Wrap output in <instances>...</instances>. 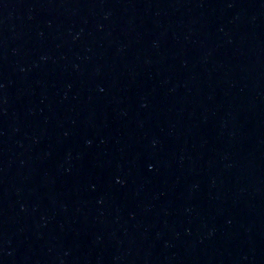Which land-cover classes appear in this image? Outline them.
<instances>
[{
  "label": "water",
  "instance_id": "obj_1",
  "mask_svg": "<svg viewBox=\"0 0 264 264\" xmlns=\"http://www.w3.org/2000/svg\"><path fill=\"white\" fill-rule=\"evenodd\" d=\"M0 264H264V0H0Z\"/></svg>",
  "mask_w": 264,
  "mask_h": 264
}]
</instances>
